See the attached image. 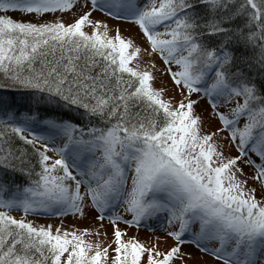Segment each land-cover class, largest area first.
Returning <instances> with one entry per match:
<instances>
[{"label": "snow or ice", "instance_id": "snow-or-ice-1", "mask_svg": "<svg viewBox=\"0 0 264 264\" xmlns=\"http://www.w3.org/2000/svg\"><path fill=\"white\" fill-rule=\"evenodd\" d=\"M72 10L70 22L8 14ZM94 11L138 26L179 99ZM0 89L19 94L0 95V264H185L186 242L221 264H264V0H0ZM89 209L110 240L103 224L26 219Z\"/></svg>", "mask_w": 264, "mask_h": 264}, {"label": "rangeland", "instance_id": "rangeland-1", "mask_svg": "<svg viewBox=\"0 0 264 264\" xmlns=\"http://www.w3.org/2000/svg\"><path fill=\"white\" fill-rule=\"evenodd\" d=\"M140 2H144V0H140ZM76 7L78 8L79 6L77 5ZM8 14L11 15L13 18L21 19V20H39L43 22L45 20H53L55 17H60L65 22H70L75 18V15L77 13L75 10H72L63 13L57 12L55 14L45 13L40 16H36L35 14H22L20 12H10ZM92 15L93 17L96 18L106 19L110 26L118 25L122 35L132 37L134 41L141 46V53L139 58V63L141 64V66H143L148 60H153L156 64L158 71H156L155 73L156 79L154 81V85L155 86L163 85L165 87V95L173 96L176 99H179V93L174 91V86L172 84V81L168 73L165 71L166 66L163 64V61L159 57V55L157 53H152V55L149 56L146 52L143 51V49L147 48L148 45L145 39L143 38V35L137 25H135L131 21L116 20L114 18H109L100 11H94ZM195 95L196 94L193 93V97H195ZM206 107H207V100L206 98H202L201 101L196 106V110L198 112H204ZM212 123L216 124L217 122L213 120ZM57 142H62V141L58 140ZM226 152H230L231 154H236L234 146L226 149ZM51 154L52 153H49V155ZM245 170L247 171L248 169L246 168ZM119 210L123 211L122 208ZM11 214L16 218H20L22 215H24V213L17 210L12 211ZM95 215L96 214L94 209H89L88 211H86V214L84 216H80L79 214L73 215L70 212L62 216H56L55 214L47 213V212H37L34 214H28L26 216V219L31 220L34 225L43 224L47 226L51 224L53 230H55L57 225H59L60 228L63 230L65 228L72 229V228H84V227L95 229L97 225L103 224V228L100 229L101 232L100 238L104 240L105 239L104 233L106 232L107 239L110 240L112 236V226L110 222L107 219L103 221L96 220ZM162 215H166V214H162ZM120 227L127 228V234L129 236L134 235L137 238L145 241L146 243L150 239L154 240L155 237H162L163 239L156 241L157 247H159L161 250L167 249L171 244L174 243L173 239L171 237H168L166 233L159 228L158 225L155 226L152 225L154 229V231L152 232H150L148 228L144 227L143 225L137 228L134 225L129 226L121 223ZM93 239H95L94 236ZM184 239L187 241L188 236H185ZM181 251L184 253L191 252L192 254L190 257L188 256L184 257L185 264H221L220 261L215 260L207 253H201L193 244L188 242L181 245ZM175 264H180V260H175Z\"/></svg>", "mask_w": 264, "mask_h": 264}, {"label": "trees", "instance_id": "trees-1", "mask_svg": "<svg viewBox=\"0 0 264 264\" xmlns=\"http://www.w3.org/2000/svg\"><path fill=\"white\" fill-rule=\"evenodd\" d=\"M0 95H8V96H10V97H15L16 99H19V94L18 93H16L14 90H2V89H0ZM22 103V107L23 108H26V106H27V102H21ZM41 110H43V109H41ZM68 115L69 116H73V117H75V119H76V122H79V123H87V120L86 119H82L81 117H80V114L79 113H72V112H69L68 113ZM31 149L29 148V151H30ZM0 171H2V170H0ZM15 180L16 181H21V180H23V177L22 176H20V175H16L15 176ZM151 223V222H150ZM152 225H156V224H152Z\"/></svg>", "mask_w": 264, "mask_h": 264}]
</instances>
